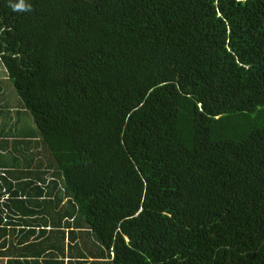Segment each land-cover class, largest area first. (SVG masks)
Masks as SVG:
<instances>
[{
    "label": "trees",
    "instance_id": "obj_1",
    "mask_svg": "<svg viewBox=\"0 0 264 264\" xmlns=\"http://www.w3.org/2000/svg\"><path fill=\"white\" fill-rule=\"evenodd\" d=\"M25 3L0 0V258L264 264V0Z\"/></svg>",
    "mask_w": 264,
    "mask_h": 264
},
{
    "label": "rangeland",
    "instance_id": "obj_2",
    "mask_svg": "<svg viewBox=\"0 0 264 264\" xmlns=\"http://www.w3.org/2000/svg\"><path fill=\"white\" fill-rule=\"evenodd\" d=\"M1 70H3V69H2V66L0 65V79H3L4 78V74L2 73ZM3 84L6 86V90H7V92H6V95H7L6 96V100H7L8 105L9 106L10 105H15L16 106L18 104V103H16L17 102V95H16V93L14 91V88L12 86L11 81L9 79L3 80ZM4 104L6 106V103H4ZM66 243H67V241H66ZM79 247H80V245H79ZM88 248L92 249V248H90V246H88Z\"/></svg>",
    "mask_w": 264,
    "mask_h": 264
},
{
    "label": "clouds",
    "instance_id": "obj_3",
    "mask_svg": "<svg viewBox=\"0 0 264 264\" xmlns=\"http://www.w3.org/2000/svg\"><path fill=\"white\" fill-rule=\"evenodd\" d=\"M9 7L13 11L21 12V11H30V5L25 3V0H18V2H13V0H9Z\"/></svg>",
    "mask_w": 264,
    "mask_h": 264
},
{
    "label": "crops",
    "instance_id": "obj_4",
    "mask_svg": "<svg viewBox=\"0 0 264 264\" xmlns=\"http://www.w3.org/2000/svg\"><path fill=\"white\" fill-rule=\"evenodd\" d=\"M3 69V68H2ZM2 72H4L3 70H1ZM5 102L3 101L2 97L0 99V107H3L5 104ZM6 105H8V103H6ZM9 107H13L12 106H9ZM12 118L15 117V114L12 112V115H11ZM0 264H6V258H0ZM66 264V262H65ZM72 264H81L80 262L76 261V262H73Z\"/></svg>",
    "mask_w": 264,
    "mask_h": 264
}]
</instances>
